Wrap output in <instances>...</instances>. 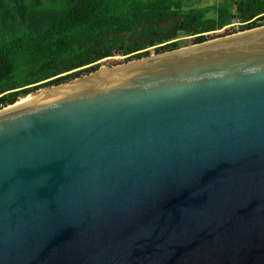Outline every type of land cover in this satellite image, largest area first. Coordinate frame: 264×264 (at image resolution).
I'll use <instances>...</instances> for the list:
<instances>
[{"label":"water","instance_id":"water-1","mask_svg":"<svg viewBox=\"0 0 264 264\" xmlns=\"http://www.w3.org/2000/svg\"><path fill=\"white\" fill-rule=\"evenodd\" d=\"M29 94L0 109V264H264V25Z\"/></svg>","mask_w":264,"mask_h":264},{"label":"trees","instance_id":"trees-1","mask_svg":"<svg viewBox=\"0 0 264 264\" xmlns=\"http://www.w3.org/2000/svg\"><path fill=\"white\" fill-rule=\"evenodd\" d=\"M187 1L0 0V109L101 60L113 66L264 25V0Z\"/></svg>","mask_w":264,"mask_h":264},{"label":"bare ground","instance_id":"bare-ground-1","mask_svg":"<svg viewBox=\"0 0 264 264\" xmlns=\"http://www.w3.org/2000/svg\"><path fill=\"white\" fill-rule=\"evenodd\" d=\"M82 83L81 80H78V81H74L72 84L73 87L75 85H78ZM57 90H52V89H45V90H42L40 92H37V93H32V94H29L27 97L25 98H21L18 103L16 105H20V104H24V103H29V102H32L34 100H38V99H43L45 96H49V95H53L54 92H56Z\"/></svg>","mask_w":264,"mask_h":264},{"label":"rangeland","instance_id":"rangeland-1","mask_svg":"<svg viewBox=\"0 0 264 264\" xmlns=\"http://www.w3.org/2000/svg\"><path fill=\"white\" fill-rule=\"evenodd\" d=\"M215 0H188L185 4V8H191L199 5H204V4H212ZM238 33V32H237ZM188 40L192 38V36L187 37ZM191 45V44H190ZM154 49L150 50V54H154ZM101 65H106L103 62H100ZM30 96V95H29Z\"/></svg>","mask_w":264,"mask_h":264},{"label":"built area","instance_id":"built-area-1","mask_svg":"<svg viewBox=\"0 0 264 264\" xmlns=\"http://www.w3.org/2000/svg\"><path fill=\"white\" fill-rule=\"evenodd\" d=\"M4 108V107H3Z\"/></svg>","mask_w":264,"mask_h":264}]
</instances>
